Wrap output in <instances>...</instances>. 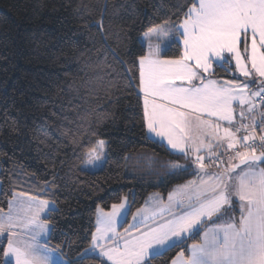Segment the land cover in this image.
I'll use <instances>...</instances> for the list:
<instances>
[{"label":"snow or ice","instance_id":"snow-or-ice-1","mask_svg":"<svg viewBox=\"0 0 264 264\" xmlns=\"http://www.w3.org/2000/svg\"><path fill=\"white\" fill-rule=\"evenodd\" d=\"M177 7L175 22L145 33L147 53L132 63L142 126L177 157L162 167L169 178L193 179L156 194L135 214L127 197L100 209L90 247L76 262L48 243L55 201L15 192L7 211L0 208V264H153L181 246L188 255L181 251L170 264H264V0H186ZM175 41L182 53L172 58L165 49ZM216 68L234 69L232 78L215 79ZM104 148L97 140L81 170L106 164ZM54 187L55 179L43 194Z\"/></svg>","mask_w":264,"mask_h":264},{"label":"trees","instance_id":"trees-1","mask_svg":"<svg viewBox=\"0 0 264 264\" xmlns=\"http://www.w3.org/2000/svg\"><path fill=\"white\" fill-rule=\"evenodd\" d=\"M184 2L0 0V208L7 211L15 192L54 200L59 211L48 242L66 260L76 262L90 247L99 209L128 197L134 214L150 195L166 196L193 178H169L162 167L177 157L142 126L132 63L147 53L142 35L175 22ZM166 51L175 58L182 45L175 41ZM231 71L216 68L214 78L231 79ZM97 140L107 142V163L81 170ZM181 251L188 255L184 246L173 248L153 264H170Z\"/></svg>","mask_w":264,"mask_h":264},{"label":"rangeland","instance_id":"rangeland-1","mask_svg":"<svg viewBox=\"0 0 264 264\" xmlns=\"http://www.w3.org/2000/svg\"><path fill=\"white\" fill-rule=\"evenodd\" d=\"M141 40H142V42L145 44V45H147L148 44V38L145 36V34H143L142 35V37H141ZM171 46V44L170 45H168V48ZM167 48V49H168ZM215 79H217V78H215ZM224 79H226V78H224ZM230 79V78H229ZM258 119H259V117H257ZM105 141V140H104ZM94 149V148H93ZM92 149V150H93ZM92 150H90L89 152H91ZM88 152V153H89ZM107 158V142L105 141V148H104V151H103V153H101V158L103 159V158ZM87 160H88V157H86V160H85V163H84V165H83V167L85 168V165L87 164ZM104 165L105 164H103V166H101L100 165V163L99 162H96V164L93 166V165H88L87 167H86V169L87 170H90V171H98V170H100V169H102L103 167H104ZM216 169H215V167H212V168H210V170L209 171H215ZM193 179V178H192ZM161 195V194H160ZM128 198V197H127ZM50 201V200H49ZM52 201H50V203H51ZM127 203H128V205H129V199L127 200ZM100 210V209H99ZM104 210V209H103ZM111 210V209H110ZM110 210H104V211H110ZM98 214H99V211H98ZM127 218V216L126 217H124V219H126ZM122 225H123V227L125 226V227H127V224H125L124 222H123V219L121 220V222H120ZM132 223V222H131ZM118 228L120 229V230H123V228L122 227H120V225H118ZM122 228V229H121ZM48 235H50V234H48ZM42 240H43V238H42ZM65 260H66V258H64Z\"/></svg>","mask_w":264,"mask_h":264},{"label":"crops","instance_id":"crops-1","mask_svg":"<svg viewBox=\"0 0 264 264\" xmlns=\"http://www.w3.org/2000/svg\"><path fill=\"white\" fill-rule=\"evenodd\" d=\"M148 32V31H147ZM147 32H145V33H147ZM144 33V34H145ZM147 46V48H148V44L146 45ZM167 48H168V46L166 47V49L165 50H167ZM258 119V118H257ZM151 138H153L150 134H148ZM155 139V138H154ZM210 170V169H209ZM181 184H183V183H181ZM156 194H158V193H154V194H152V195H150L149 196V198L147 199V201L145 202V204L142 206V207H145L146 205H150V201H151V199L156 195ZM160 195V194H159ZM162 196V195H161ZM165 203H167V200L165 199V201H164ZM141 207V208H142ZM136 213V212H135ZM134 213V214H135ZM132 222V219H130V222L129 223H131ZM207 226H210V224L209 225H206V227ZM118 230L119 231H122V230H120L119 228H118ZM197 242H199V241H197ZM49 243V242H48ZM195 243V242H194ZM50 245V244H49ZM51 246V245H50ZM186 255V254H185ZM187 256V255H186ZM64 257V256H63ZM65 258V257H64Z\"/></svg>","mask_w":264,"mask_h":264},{"label":"built area","instance_id":"built-area-1","mask_svg":"<svg viewBox=\"0 0 264 264\" xmlns=\"http://www.w3.org/2000/svg\"><path fill=\"white\" fill-rule=\"evenodd\" d=\"M259 131V130H258Z\"/></svg>","mask_w":264,"mask_h":264}]
</instances>
